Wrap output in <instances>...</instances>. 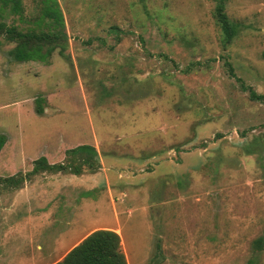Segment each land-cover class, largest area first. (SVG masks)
Here are the masks:
<instances>
[{"label": "rangeland", "instance_id": "374dc122", "mask_svg": "<svg viewBox=\"0 0 264 264\" xmlns=\"http://www.w3.org/2000/svg\"><path fill=\"white\" fill-rule=\"evenodd\" d=\"M41 2L0 21L31 27ZM217 2L56 0L65 56L2 42L0 177L23 183L0 193V264H54L98 229L126 264H264V0H224L226 46ZM80 146L95 170L30 174L77 169Z\"/></svg>", "mask_w": 264, "mask_h": 264}, {"label": "trees", "instance_id": "16d2710c", "mask_svg": "<svg viewBox=\"0 0 264 264\" xmlns=\"http://www.w3.org/2000/svg\"><path fill=\"white\" fill-rule=\"evenodd\" d=\"M223 3L224 0H218L212 16L222 34L223 46H226L235 34V27L226 16ZM41 4L40 16L31 27L19 28L0 21V45L2 42L6 45H12L7 54L15 62L35 61L47 63L53 52L65 56L67 36L64 32L63 18L56 0H42ZM0 10L7 16L21 17L23 11L22 0H0ZM248 99L261 103L264 102V95L255 94L249 89ZM41 101V98L35 100L34 112L37 115L43 113ZM5 142L6 136L0 133V150ZM89 151V146H80L75 151L80 152V156H77V158L79 164L83 166L81 170L79 164L77 169L73 168L74 165L69 166L67 164L50 166L44 158L39 157L32 162L33 167L30 174L49 171L78 176L85 169L95 170L96 167L91 162ZM22 183L23 177H0V193L18 190L21 188ZM252 245L256 252L260 253L264 247V236L255 239ZM54 264H126V262L124 255L119 250L118 234L111 230L98 229L85 236L77 245L67 251L60 261Z\"/></svg>", "mask_w": 264, "mask_h": 264}, {"label": "crops", "instance_id": "0c3cea01", "mask_svg": "<svg viewBox=\"0 0 264 264\" xmlns=\"http://www.w3.org/2000/svg\"><path fill=\"white\" fill-rule=\"evenodd\" d=\"M3 174H4V176H3L2 178H5V177H9V176H10V175L8 176V174H5V173H3ZM21 189H22V188L18 189V191L21 190ZM15 191H17V190H15ZM15 191H11V192H15ZM89 233H90V232H89ZM89 233H87L85 236H87ZM85 236H83L82 239H83ZM80 241H81V240H80ZM80 241H79V242H80ZM76 244H78V243H76ZM76 244H75V245H76ZM75 245H74V246H75ZM74 246H72V247H74ZM72 247H71V248H72ZM71 248H69V250H70ZM69 250H67V251H69Z\"/></svg>", "mask_w": 264, "mask_h": 264}]
</instances>
